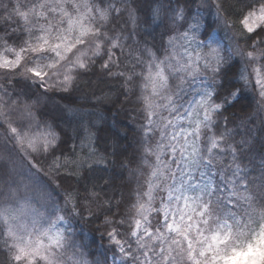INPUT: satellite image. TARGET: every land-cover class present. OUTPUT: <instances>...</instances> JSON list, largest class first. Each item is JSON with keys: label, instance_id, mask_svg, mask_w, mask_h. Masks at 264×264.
<instances>
[{"label": "snow or ice", "instance_id": "obj_1", "mask_svg": "<svg viewBox=\"0 0 264 264\" xmlns=\"http://www.w3.org/2000/svg\"><path fill=\"white\" fill-rule=\"evenodd\" d=\"M194 2L0 0V101L22 104L23 142L33 153L51 157L56 175L65 170L80 175L82 169L81 179L99 189L85 197L99 214L79 204L71 211L82 217L76 209L83 207L91 219L103 221L111 264H219L227 255L221 245L227 249L229 239L251 223L256 238H264V223L249 212L257 201L264 204V141H227L219 131L225 113L244 105L250 85L259 88L264 102V0H239L234 47L216 38L222 3L204 17L192 12ZM165 21L173 27L158 34ZM225 26L230 33L236 27L226 20ZM97 61L99 71L118 80L120 95L139 110L140 126L117 121L96 128L81 118L75 131L88 142L84 159L62 127L70 110L64 102L71 103L74 86ZM41 101L46 110L38 119L33 109ZM7 130L17 135L12 126ZM129 130L140 137L131 162L151 167L154 179L135 197V212L125 206L114 218L119 204L109 192L117 177L110 168L127 171L120 158L127 153L123 141ZM257 156L258 168H250ZM157 198L160 206L153 207ZM161 210L163 224L153 231L148 213ZM71 229L55 212L0 227L5 264H101L87 259L88 246L78 245ZM103 264H109L107 256Z\"/></svg>", "mask_w": 264, "mask_h": 264}, {"label": "trees", "instance_id": "obj_2", "mask_svg": "<svg viewBox=\"0 0 264 264\" xmlns=\"http://www.w3.org/2000/svg\"><path fill=\"white\" fill-rule=\"evenodd\" d=\"M199 0H195L193 6ZM204 2H209L210 4L217 7L218 3H222L220 9L221 15L224 17L229 26L236 25L233 28V32L230 33L228 27H226L229 33V47L235 46V41L232 39V35L238 29L239 25L237 23V13L241 5L239 0H201ZM8 3L9 0H4ZM160 17H157V22H159ZM217 26H220L218 23ZM216 26V27H217ZM171 25L165 21V26L158 29V34L163 33ZM221 27V26H220ZM219 30L223 31L222 27ZM99 63L97 61V66L87 75L83 76L79 82L74 86V90L71 93V103H66L67 107L70 109L65 113L66 122L62 124L66 130L71 133L72 145L81 158L87 159L88 147L87 140L84 135L77 136L75 131L77 124L80 119L83 118L87 126L95 125L96 128H107L110 124L117 121L122 125H135L136 128L140 126V118L138 116V109L134 110V104L129 103L120 95L119 84L120 82L115 79L105 77L104 73L99 71ZM2 82V81H0ZM17 90H20L19 86H16ZM257 87L252 85L246 89V100L243 106H237L230 109L225 113L226 120L220 124L219 131L225 133V140L232 142H239L243 139H248L250 144L256 143V141H264V104L258 95ZM23 99V97H22ZM136 98L134 97L133 100ZM3 104V101H0ZM9 109H20L22 104H13L9 101L6 105ZM118 109H123L119 110ZM36 112L37 118H40V113L45 111V104L41 101L36 104L33 109ZM0 156L5 158L0 160V186L3 183H7V180H14L12 175H9L11 164L10 161L16 166L22 161L27 167L32 168L38 175L44 187V190L52 194L57 198L67 197L68 201L73 205H81L90 207L93 212L99 214L96 205L91 200H86L85 197L89 196L93 191H99V189H93L91 184L88 183L86 179H81L84 175L83 170H80V175L68 174L66 171H62L60 175H56L51 169L49 160L51 157H45L39 154H34L32 156V164L27 161L24 156L19 154V150L12 144V137L10 135L6 137L5 133L7 127L0 121ZM71 125V127H69ZM96 128L92 131L95 133ZM97 135L103 136L104 133H97ZM140 137L137 134L129 130L127 140L123 141V145L127 148V153L120 159L124 160L127 164V171L115 168H110V173L116 175V187L113 188L109 195L114 197V202H118L119 207L114 213V218L121 216L126 207L132 208L135 212L134 205L136 204L135 197L140 192H147L148 183L151 175V168L148 165H140V162H131L134 150L138 147L137 140ZM11 144L13 147H11ZM67 147L65 146V154L67 155ZM98 147L101 152H103V140L98 141ZM257 150L260 149V144H256ZM59 155V153L57 154ZM20 156L22 161L20 160ZM10 160V161H9ZM248 163V161H245ZM260 163L259 157L257 156L253 163L249 164L250 168H258ZM34 166V167H33ZM254 172L253 175H257ZM18 176V174L16 173ZM15 175V176H16ZM123 177L122 179L120 177ZM19 177V176H18ZM87 185L88 191H85V186ZM58 192V193H55ZM77 212H82V217L79 215H74L72 211H67V220L70 221L72 225L71 231L73 232V239L79 245L81 243L86 244L88 247L83 249L87 259L99 260L103 264L104 257L107 256L109 264H111L112 257V245L106 236V229L102 220H93L90 218L86 208L77 207ZM252 213L254 220L260 219L259 213H264V204L257 201L253 209H249ZM161 222H163V214L160 212L159 215L153 213L151 223L153 225V231L156 227H160ZM3 225L0 224V227ZM123 231V229H121ZM5 256L0 252V264H5ZM264 264V263H263Z\"/></svg>", "mask_w": 264, "mask_h": 264}, {"label": "rangeland", "instance_id": "obj_3", "mask_svg": "<svg viewBox=\"0 0 264 264\" xmlns=\"http://www.w3.org/2000/svg\"><path fill=\"white\" fill-rule=\"evenodd\" d=\"M191 10L194 14L198 12L204 17H209L210 14H214L216 12L214 5L210 4L208 1L204 2L201 0L191 6ZM211 18L215 19V15H212ZM219 24L223 31L220 32L219 30H221V27L217 26L216 38L222 45L229 47V33L227 30L226 34L225 21L221 19ZM171 27L173 26L171 25ZM171 34L175 35V33ZM257 90L259 92L258 87ZM262 104H264V102H262ZM21 108L22 107H20V109ZM20 109H9L4 103L0 104V121L6 125L7 129L12 126L13 131L17 132L15 137L10 132L5 134L6 137L9 135L10 138L12 137V144L19 150V154L21 153V156H24L27 161L32 164L31 158L35 153H33L27 144L23 142L25 134L18 131L21 122V116L19 115ZM7 129L6 131H8ZM12 144L11 147H13ZM21 156L20 160L22 161ZM4 159L5 158L0 156V160ZM10 164L11 168H9V175H12L14 180L9 179L7 180V183H3V185L0 186V213L3 214V226L12 225L14 221L20 222L21 217H24L26 221L34 213H38L39 217H46L50 213L55 212L56 215L64 216L67 220V211H71L74 206L68 201L69 198H57L48 193V191L44 190V183L41 182L37 173L32 168L25 166L23 161L16 166L11 161ZM152 179L154 178L150 175V180ZM55 193L58 192L55 191ZM159 206L160 201L157 198L153 202V207ZM153 213L154 212L148 213V219L150 221ZM161 213L163 214L162 210ZM54 218L55 217H53V219ZM255 221L264 223V219H262V217H260V219H256ZM162 224L163 222H161V225ZM256 231L258 230L253 222L249 228L243 230V234L233 235L229 239V247H227V249H224L223 245H221L222 252L226 251L227 255L219 261V264H235L240 256L246 252L255 255L256 258L259 259V264H263L264 260H262V258H264V238L259 240L258 247L248 248L252 242L247 240V238L252 237L255 239Z\"/></svg>", "mask_w": 264, "mask_h": 264}, {"label": "clouds", "instance_id": "obj_4", "mask_svg": "<svg viewBox=\"0 0 264 264\" xmlns=\"http://www.w3.org/2000/svg\"><path fill=\"white\" fill-rule=\"evenodd\" d=\"M247 240L252 242V245H256V247L259 246V240L257 238L253 239L252 237H248ZM235 264H259V259H257L255 255L246 252L240 256V258L235 262Z\"/></svg>", "mask_w": 264, "mask_h": 264}]
</instances>
